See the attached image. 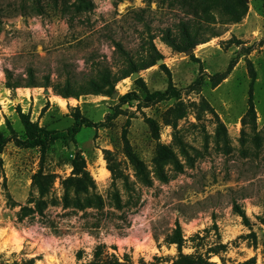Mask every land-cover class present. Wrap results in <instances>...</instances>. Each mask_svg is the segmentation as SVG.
I'll return each instance as SVG.
<instances>
[{
  "label": "rangeland",
  "instance_id": "374dc122",
  "mask_svg": "<svg viewBox=\"0 0 264 264\" xmlns=\"http://www.w3.org/2000/svg\"><path fill=\"white\" fill-rule=\"evenodd\" d=\"M166 1L0 0V131L10 138L12 127L24 138L20 111L47 130L69 129L78 111L93 123H106L83 127L75 142L49 143L43 162L44 171L55 177L52 199L61 202L65 181L72 175V160L81 152L105 202L102 211L52 204L39 213L32 178L40 168L41 150L21 149L10 140L0 155V264L86 263L98 246L132 264H169L179 249L167 244L166 237L177 224L182 227L185 254H201L216 264L252 258L264 264V0H246L249 13L239 24L216 13L219 37L193 51L200 63L186 53H174L162 42V31L183 17ZM151 36L189 110L176 131L164 125L174 100L150 107H141L137 101L120 104L119 98L127 93L145 97L131 77L116 86L117 99L101 95L64 99L51 88L24 87L29 69L40 84L47 76L53 82L67 77L82 81L103 68L117 72L124 65L117 44L139 57ZM233 59L237 65L230 77L212 89L209 77L224 72ZM248 61L257 73V131L247 128L244 139L241 120L248 109ZM8 72L11 82L20 81L23 87L7 89ZM139 74L150 92L168 87V75L159 65ZM200 75L207 84L191 91ZM203 99L225 124L229 147L217 141L214 116L198 114ZM116 110L122 114L108 120ZM145 117L161 124L162 145L172 146L176 136L186 144V154L174 146L184 168L178 173L174 165H167V182L156 176L157 142ZM127 120L131 121L129 140L151 173L150 186L135 177L125 156L122 133ZM107 153L111 165L129 183L114 181ZM235 205L246 213L249 225L235 212Z\"/></svg>",
  "mask_w": 264,
  "mask_h": 264
},
{
  "label": "trees",
  "instance_id": "16d2710c",
  "mask_svg": "<svg viewBox=\"0 0 264 264\" xmlns=\"http://www.w3.org/2000/svg\"><path fill=\"white\" fill-rule=\"evenodd\" d=\"M86 3L87 0H81ZM168 6L183 14L178 23L172 27H168L162 31L161 40L174 53L182 54L189 50L194 51L198 46L209 43L212 39L219 37L216 31L217 15L225 17L228 22L232 24L241 23L249 13V5L246 0H167ZM155 37L151 36L147 40V46L144 48V53L139 57L131 55L126 52L122 45L117 44V48L123 58L124 65L117 72H113L109 68H103L98 71L96 76L86 78L82 81H76L71 77L65 78L63 81L53 82L50 76L45 77V82L38 83L34 71L29 69V78L25 84V88H51L54 95L64 99H79L87 95H101L105 97H112L117 92L116 86L123 80L130 78L135 73L146 71L158 65L159 60H164V56L157 49L154 43ZM190 58L198 63L200 61L195 57L194 53ZM237 65L235 59L231 60L227 69L224 72L216 73L209 77V84L212 89L219 87L226 81ZM248 71L250 74V84L248 90V109L241 120L243 127V138L245 139L246 129L250 128L252 131H257L256 125V110L254 103V86L257 80V73L251 61L247 62ZM160 68L168 75V87L165 91L150 92L142 77L137 79L136 85L143 91L145 97L141 99L136 93H127L119 98L120 104L125 105L132 101L139 102L141 107H150L154 104L165 101L174 100L175 104L165 114L164 125L177 130L179 122L187 117L189 110L182 101V91L178 89L172 81V76L169 68L164 63ZM204 70L201 67V74ZM8 74L7 89L15 90L23 87L22 83L11 82V73ZM205 79L200 75L196 81L189 87L191 91H200L206 85ZM142 104V105H141ZM210 113L214 116L217 124V138L219 142H223L229 147V137L225 124L210 105V103L203 99L198 105V114ZM122 114L121 111L116 110L108 116V120L118 118ZM22 125L24 127L25 136L21 138L10 127L11 137L8 138L0 131V155L4 152L7 144L12 140L14 144L21 149H37L41 150L40 168L33 176V186L38 192V199L35 203V208L39 213H43L52 204H61L64 209H74L77 211H86L89 209L102 211L105 208L103 197L98 193L97 186L87 170V164L81 152L77 153L72 160V175L65 181V192L61 202L52 199V185L55 177L52 174L44 171L43 162L45 160L46 149L49 143H55L60 140L76 141L77 135L83 127L96 128L104 127L106 123H93L89 119L83 117L79 111L75 115L74 124L65 130H47L40 127L37 122H33L31 117L27 114L19 113ZM145 123L148 126L151 137L157 142L155 149L154 166L156 176L162 182L169 181V175L165 172L167 165H174L177 172H182L184 165L178 161L174 146L178 147L182 153H187L183 139L176 136L172 146H164L159 141L161 139V124L153 118L145 117ZM131 121L127 120L125 123L122 141L124 153L135 171V177L143 184L152 185L151 173L146 164L140 159L135 152L129 140V127ZM109 170L113 174L114 181L123 179L129 183L128 177L122 173L117 172L115 167L111 165L110 154H106ZM3 168V161L0 158V172ZM120 202V199H116ZM235 212L242 217L244 223L249 225L250 221L246 213L235 205ZM166 242L169 245H176L179 249V255L169 264H216L210 260V257L196 254H185L182 249L185 244V239L182 227L177 224L172 235L166 237ZM217 251H214V254ZM81 259V257L79 258ZM79 264H132L128 258L121 259L115 254H110L104 250L103 247L98 246L94 252L93 259L86 263ZM140 264H154L141 261ZM237 264H257L255 258L249 259Z\"/></svg>",
  "mask_w": 264,
  "mask_h": 264
},
{
  "label": "water",
  "instance_id": "95a60500",
  "mask_svg": "<svg viewBox=\"0 0 264 264\" xmlns=\"http://www.w3.org/2000/svg\"><path fill=\"white\" fill-rule=\"evenodd\" d=\"M186 54L190 56V55L193 54V51H192V50H189V51L186 52ZM162 64H164V60H159L158 65L160 66V65H162ZM139 78H140V74H139V73H135V74H133V76L131 77V79H132L133 81H136V80L139 79ZM47 93H49V92H47ZM118 97H119V93L116 92V93L114 94V96H113V99H117Z\"/></svg>",
  "mask_w": 264,
  "mask_h": 264
},
{
  "label": "bare ground",
  "instance_id": "6f19581e",
  "mask_svg": "<svg viewBox=\"0 0 264 264\" xmlns=\"http://www.w3.org/2000/svg\"><path fill=\"white\" fill-rule=\"evenodd\" d=\"M105 170V169H104ZM51 261L53 262L54 261V259H51Z\"/></svg>",
  "mask_w": 264,
  "mask_h": 264
}]
</instances>
